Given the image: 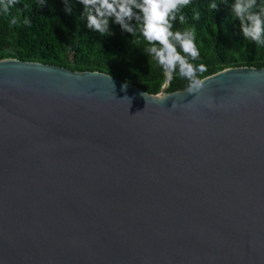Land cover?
I'll list each match as a JSON object with an SVG mask.
<instances>
[{
	"label": "water",
	"instance_id": "1",
	"mask_svg": "<svg viewBox=\"0 0 264 264\" xmlns=\"http://www.w3.org/2000/svg\"><path fill=\"white\" fill-rule=\"evenodd\" d=\"M169 75L0 58V264H264V66Z\"/></svg>",
	"mask_w": 264,
	"mask_h": 264
},
{
	"label": "trees",
	"instance_id": "2",
	"mask_svg": "<svg viewBox=\"0 0 264 264\" xmlns=\"http://www.w3.org/2000/svg\"><path fill=\"white\" fill-rule=\"evenodd\" d=\"M213 3L218 9L209 8ZM234 3L235 0H192L174 21L170 18L173 33H194L199 53L195 59L175 40L171 42L193 67L196 79L229 66H264V44L244 39L240 22L232 13ZM261 7L264 0H257L253 11ZM129 23L131 33L113 20L109 32L101 34L88 28L80 0H0V58L38 60L77 70H106L157 92L168 77L167 69L147 53L153 45L141 32L142 20ZM154 46L161 47L159 43ZM189 84L179 64L170 68L167 90Z\"/></svg>",
	"mask_w": 264,
	"mask_h": 264
},
{
	"label": "clouds",
	"instance_id": "3",
	"mask_svg": "<svg viewBox=\"0 0 264 264\" xmlns=\"http://www.w3.org/2000/svg\"><path fill=\"white\" fill-rule=\"evenodd\" d=\"M192 0H80L87 15L89 29L101 34H107L110 23L114 20L122 29L133 32L130 21L142 20L141 32L153 46L147 49V53L154 56L165 69L180 65L181 75L190 81L189 92H197L202 88L203 82L195 78V71L187 63L184 57L176 52L175 40L185 53L195 59L199 53L194 43L193 32L171 31L172 23L177 18L181 8L190 5ZM257 0H235L231 6L232 13L240 22V29L244 39L256 44H264V7L259 11H253ZM210 9H218V5H209ZM69 11L70 8L68 9ZM138 10L140 15L137 14ZM199 19L198 16L195 17ZM181 23L184 16H180ZM159 43L161 47L154 45ZM203 68V66H201ZM139 112V111H138Z\"/></svg>",
	"mask_w": 264,
	"mask_h": 264
},
{
	"label": "built area",
	"instance_id": "4",
	"mask_svg": "<svg viewBox=\"0 0 264 264\" xmlns=\"http://www.w3.org/2000/svg\"><path fill=\"white\" fill-rule=\"evenodd\" d=\"M169 74H170V68L167 69V75H169Z\"/></svg>",
	"mask_w": 264,
	"mask_h": 264
}]
</instances>
